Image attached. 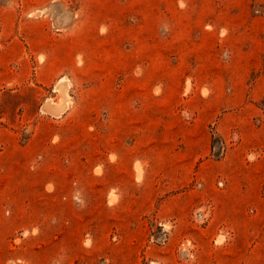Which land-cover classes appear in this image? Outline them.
<instances>
[{"label":"rangeland","instance_id":"374dc122","mask_svg":"<svg viewBox=\"0 0 264 264\" xmlns=\"http://www.w3.org/2000/svg\"><path fill=\"white\" fill-rule=\"evenodd\" d=\"M68 114L85 182L116 181L85 248L102 229L138 264H264V0H0V178ZM38 235L0 201L6 264Z\"/></svg>","mask_w":264,"mask_h":264},{"label":"crops","instance_id":"0c3cea01","mask_svg":"<svg viewBox=\"0 0 264 264\" xmlns=\"http://www.w3.org/2000/svg\"><path fill=\"white\" fill-rule=\"evenodd\" d=\"M249 29L251 39L258 40L254 28ZM236 32L240 33V29ZM69 115L59 127H54V135L60 137L58 143H53L51 136L46 138L35 133L25 145L14 146L19 159H16L11 173L16 176L9 180L0 178V201H12L15 226L39 229V235L29 240V247L36 250L27 256L18 255L13 260L23 264H102L100 260L104 258L112 264L115 261L138 264L132 262L130 252L122 253L115 245L106 248L102 229L95 234L93 246L89 250L84 247V213L95 216L100 212L102 207L95 206L116 188V181L105 177L85 182L82 176L83 127L79 118H70ZM67 120L71 122L66 123ZM49 185L53 187L51 191L47 190ZM75 199L90 201V206L83 211ZM258 207L264 212V203L260 200ZM6 263L7 258L0 257V264Z\"/></svg>","mask_w":264,"mask_h":264}]
</instances>
